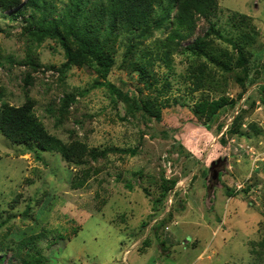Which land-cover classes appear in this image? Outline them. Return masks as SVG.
I'll return each instance as SVG.
<instances>
[{
	"label": "rangeland",
	"instance_id": "rangeland-1",
	"mask_svg": "<svg viewBox=\"0 0 264 264\" xmlns=\"http://www.w3.org/2000/svg\"><path fill=\"white\" fill-rule=\"evenodd\" d=\"M66 3L54 0V17ZM233 11L247 14L243 29L255 38L249 46L252 83L238 70L224 73L182 49L208 26L203 19L173 51L170 68L160 60L150 66L157 81L149 84L121 66V47L109 81L88 65H72L62 77L60 44L50 38L30 43L21 34L23 23L0 11L3 100L22 104L24 74L32 72L28 96L47 131L106 152L90 161L98 172L74 188L81 165L13 143L0 131V244L36 236L23 251L40 255L41 264H264V91L258 88L264 82V0H219L212 21L222 36L212 32V44L236 57L225 39ZM28 48L38 55L36 71L19 63ZM142 61L149 66L146 57ZM197 64L214 71L210 100L220 92L236 98V78L246 84L236 104L209 124L192 113L200 91L189 71ZM108 82L130 98L157 100L155 115L131 109V100L116 96ZM70 92L75 101L60 116V100ZM238 116L237 132L230 134ZM173 178L170 186L166 180ZM12 246L0 247L1 264L11 259Z\"/></svg>",
	"mask_w": 264,
	"mask_h": 264
},
{
	"label": "trees",
	"instance_id": "trees-1",
	"mask_svg": "<svg viewBox=\"0 0 264 264\" xmlns=\"http://www.w3.org/2000/svg\"><path fill=\"white\" fill-rule=\"evenodd\" d=\"M218 9L219 0H67L64 9L60 13L57 12L54 17V0H0V11L6 12L4 16L9 19L23 23L21 34L25 35L30 43L35 41L36 45H40L42 41L50 38L60 44L66 58L62 68L58 70L62 77L72 65H88L93 67L100 77L109 81L107 76L115 65L117 49L121 47L123 55L121 66L137 74L145 83L147 79H151L149 84H153L157 78L151 75L150 66L155 60H160L170 68L173 51L179 49L178 45L182 39L190 37L195 32L198 21L203 19L208 26H203L202 34L197 35L182 49L190 50L196 57H206L207 61H211L224 73L238 70L252 83L257 79L249 78L251 70L249 57L253 54L249 46L251 48L255 38L243 29L248 16L233 11L229 17L233 29H227L229 37L225 39L236 51V57H232L227 48H216L212 44V32L219 37L222 36L212 21ZM154 31L165 33L154 36ZM145 57L149 60L148 67L142 61ZM19 63L28 65L33 71L40 67L38 55L31 48L26 50L24 58ZM197 65L195 69L189 71V78L193 79L196 89L200 91V98L195 101L192 113L196 119L205 115L204 121L209 124L221 109L236 104V99L242 95L246 84L236 78L235 82L240 89L236 92V98H229L220 92L218 98L210 100L207 91L215 83L214 71L207 69L205 64ZM32 79V72L24 74L23 88L26 98L17 106L3 100L5 92L0 84V131L13 143L26 144L30 149L53 152L68 163L81 165L71 182L74 188H79L91 175V171L96 173L99 170L90 166V161L92 159L97 161L99 156H106V152L99 148H88L84 142L77 139L63 142L49 133L34 114V100L28 96ZM221 82L225 85L227 80ZM107 84L112 91H116V96L131 100L128 104L131 109L139 110L142 107L147 115H155L157 100L154 98L142 102L137 98H130L127 93H121L120 88L112 83ZM258 88L264 91V82ZM60 101L59 115L63 116L69 104L75 101V95L67 93ZM239 119L240 116L236 117L232 128L227 129L230 134L237 132L234 123H238ZM208 124L204 128L207 129ZM220 127L221 124L218 125V128ZM220 140L224 141L223 136H220ZM166 181L170 186L175 183L174 178ZM166 192V189L162 188V196ZM232 193L229 189L228 194ZM9 229L4 231L2 236L8 235ZM33 238L36 239V236H28L11 245L10 249L14 251L6 264L30 262L41 264L40 255H34L28 250L23 251V247L30 244ZM11 246L0 244L2 249ZM2 262L3 254L0 257V264Z\"/></svg>",
	"mask_w": 264,
	"mask_h": 264
},
{
	"label": "water",
	"instance_id": "water-1",
	"mask_svg": "<svg viewBox=\"0 0 264 264\" xmlns=\"http://www.w3.org/2000/svg\"><path fill=\"white\" fill-rule=\"evenodd\" d=\"M214 163H215V162H212L211 164L213 165ZM215 164H216V163H215ZM212 165H211V166H212ZM210 169H211V168H210ZM210 169H209V170H210ZM209 170H208V171H209ZM217 174H218V172L216 173V171H215L213 177H217Z\"/></svg>",
	"mask_w": 264,
	"mask_h": 264
},
{
	"label": "flooded vegetation",
	"instance_id": "flooded-vegetation-1",
	"mask_svg": "<svg viewBox=\"0 0 264 264\" xmlns=\"http://www.w3.org/2000/svg\"><path fill=\"white\" fill-rule=\"evenodd\" d=\"M212 170H213V172H214V171L216 170V168H214V169L212 168ZM219 175H220V174L218 173V174H217V177H216V180H219Z\"/></svg>",
	"mask_w": 264,
	"mask_h": 264
}]
</instances>
